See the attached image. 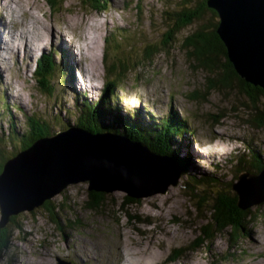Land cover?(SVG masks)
Segmentation results:
<instances>
[{
    "label": "rangeland",
    "instance_id": "374dc122",
    "mask_svg": "<svg viewBox=\"0 0 264 264\" xmlns=\"http://www.w3.org/2000/svg\"><path fill=\"white\" fill-rule=\"evenodd\" d=\"M180 2L108 0L107 9L99 12L98 8L91 12L87 9L89 2L86 0H66L57 6L48 0H0V50L3 52L11 48L15 51L21 46L25 56L33 50L26 64L21 48L18 54L11 50L2 55L0 53L2 81L11 93L16 91L20 94L13 93L18 97L11 102L26 112V115H22V109L7 114L0 105V127L4 129L0 132V149L9 152L13 146L8 144L10 140L20 144L18 134L26 135L27 113L40 111L38 106L42 114L47 111L46 116L42 117L50 121L51 127L53 124H65L66 120H72L73 115L78 116V112L71 110L72 99L61 95L63 87L59 77L56 80L54 76V84H58L61 90L57 96L61 99L60 103L58 99L52 100L54 94L51 92L41 93L36 89L35 80L31 78L36 58L57 45L55 42L58 40L68 44L77 61L82 58L79 67H82L83 74L98 78L95 81L99 86L95 84L93 88L104 85L108 62L112 64L130 52L132 61L142 56V66L138 62L134 63V68H129L128 76L122 79L121 90L117 91L123 103L127 104V109L137 107L141 101L153 104L152 111L159 117L167 115V111L172 108L181 117L187 116L189 129L194 130L187 140L189 146H185L192 158L190 169L206 174L213 171L216 165H221L215 175L233 181L238 173L234 163L246 152L245 142L256 144L264 153V127L249 122L255 118L252 117L254 110L251 101L236 84L225 91L210 89L209 76L216 71L207 74L197 65L193 66L194 58L184 43L197 27L184 26L174 31L165 18V11H173ZM13 3L22 10L20 7L16 11L10 10L14 8ZM16 17L19 21H28L29 17L27 30L18 27L16 22L12 27ZM121 26H124L123 29L117 32L129 39L114 44L117 47L108 45L104 50L108 30L115 32V27ZM122 31L127 33L123 34ZM17 33L20 36H16ZM167 35H171L172 44L170 48L160 49L161 41ZM84 39L86 45H83ZM154 45H157L158 51L150 59H145V50ZM40 47L43 48L38 51ZM81 47L83 54L80 52ZM105 53H108L107 61L104 59ZM3 56L5 64L2 63ZM5 66L7 72L3 75ZM81 72L68 74L81 81ZM118 72L116 70L113 76ZM71 83L75 85V82ZM137 87H141L138 92L135 91L139 90ZM1 90L7 94L6 88L0 83ZM194 90L200 92L202 97L193 101L189 95ZM2 100L5 98L0 94ZM64 106L69 108L70 118L64 113ZM140 109L142 115L149 114L144 112V108ZM59 110L60 116L57 113ZM56 118L58 124L54 122ZM16 130L20 133H16ZM243 173L237 174L236 183ZM236 183L233 185L235 193ZM88 186L90 184L87 181L70 184L64 192L51 198L56 214L43 204L33 211L18 213L17 221L23 229L14 232L12 245L5 249L0 264H58L59 258L75 263L84 261L83 264H264V201L247 207L246 213L232 210L242 217L241 222L246 229L233 233L232 228L228 227L210 247L188 251L176 261H168L173 248L189 247L192 243L199 218L194 202L182 190L181 180L177 186H170L166 194L146 198L130 197L139 202L127 211L121 208L125 195L121 190L106 193L109 195L107 205L92 211L87 204ZM258 213L260 215L256 216ZM130 215H140V218ZM231 241L236 244L234 247Z\"/></svg>",
    "mask_w": 264,
    "mask_h": 264
},
{
    "label": "trees",
    "instance_id": "16d2710c",
    "mask_svg": "<svg viewBox=\"0 0 264 264\" xmlns=\"http://www.w3.org/2000/svg\"><path fill=\"white\" fill-rule=\"evenodd\" d=\"M48 1L53 6L62 5L66 2V0L61 2L57 0ZM86 1L89 2L87 8L89 10L91 9V11L103 8L109 4L108 0ZM165 13H167L165 18L168 20L170 28L174 31L184 26L194 25L197 27L191 35L186 37L184 45L189 49L190 56L194 58L193 66L197 65L199 69L206 71L207 74L208 72L214 73L216 71L209 76L208 87L210 89L225 91L233 87V84H236L251 101V108L254 110L252 117L255 116L253 119L257 122L253 119L249 120V122H254L259 127H264V89L246 81L237 73L228 57L227 47L218 33L220 23L218 12L209 6L208 0H195V2H192V0H181L178 8L173 11H165ZM172 40L171 35H167V38L163 42L161 41L160 49L170 48ZM108 44L110 45L109 47H117L111 42ZM156 47L157 45H154L145 50V59H150L151 56H154L153 53L159 49ZM105 54L104 59L107 61L108 53ZM138 54L139 56L142 55V53ZM130 55L131 52L129 55L125 53L114 63H107L108 68L106 69L105 83L108 87L106 88H114L117 81L124 80L128 76L127 72L130 70L129 68H134V63L138 62L142 66V56L138 60L132 61L130 59L131 57H129ZM54 62L55 65L58 64L53 56L40 59L35 75L39 84L38 86L36 84V89L39 88L41 91H48L52 87L49 84L50 81H54L55 78L59 80L58 77H61V68L58 66L54 67ZM116 70L119 72L113 76ZM69 73L73 74L74 71ZM118 74L119 76L116 77ZM189 97L194 101L202 97V94L194 90L190 93ZM249 104L245 103V105ZM38 109L42 111L39 106ZM40 111L34 110L29 115L27 114L25 120V133L27 136L18 134V141L21 139L19 145L13 140H10L7 142L8 144H13L15 146L14 149L9 150V152L4 148L0 149V173L4 169L5 161L30 147L35 140L47 134H54L53 132L65 129L61 125L53 124V130L50 121L42 117V115L46 116L47 111H44V114ZM174 114H176V118L172 115L166 122L162 119L160 122L154 121L141 124L135 122L132 118L127 119L120 115L106 113L102 108L95 105L89 107V105L83 104L81 107V115L78 117L79 127L83 130L92 133L111 131L128 138L131 142L145 143L147 144L146 147L153 153L171 158L180 174L179 182L181 180L182 190H185L186 192L184 193L194 202L195 210L199 214V218L198 222H196V236L192 240V243L189 247L173 248L168 256V261H176L188 251H195L204 246L210 247L216 241L217 237L226 231L228 227L232 228L231 232L233 233L239 229H246L244 223L241 222L242 217L233 212L239 211L241 214L247 212L245 210L247 208L239 205L238 195L234 192L233 185L236 183L235 179L238 176L237 174L241 172H246L251 175L259 174L264 169V153L262 149L249 141L245 142L246 152L241 153L242 155L234 163L238 167V173L235 174L236 176L233 181L226 180L227 178L224 176L219 177L215 175V171H218V167L221 165H216L212 168L213 171H209L206 174L190 169L191 166L189 165L191 160L184 150L183 144L180 142L181 135L179 134L182 132L187 134L191 131L189 130L187 119L181 118L179 113L177 114L175 112ZM16 133L20 132L16 130ZM184 145L187 146V143L185 142ZM108 196V194L102 191L88 190L87 204L92 211H97L107 205ZM123 199L121 208H125L126 211L134 203L139 202V200L132 199L128 195H124ZM52 203V199H47L43 206L47 207L53 214H56L57 212ZM259 215L260 213L256 216ZM130 216L140 218V215ZM17 218V214L11 215L9 221L0 227V258L4 251H6L5 249L12 245L14 232L23 229L18 223ZM55 218L60 221L57 216ZM235 245L231 241V246L234 247ZM8 258L10 259L9 256ZM9 259L8 261L11 262L12 260Z\"/></svg>",
    "mask_w": 264,
    "mask_h": 264
},
{
    "label": "water",
    "instance_id": "95a60500",
    "mask_svg": "<svg viewBox=\"0 0 264 264\" xmlns=\"http://www.w3.org/2000/svg\"><path fill=\"white\" fill-rule=\"evenodd\" d=\"M220 16L218 33L237 73L264 89V0H208ZM62 134L33 142L7 160L0 173V227L11 215L31 211L87 181L89 190H121L129 197L166 194L179 184L169 157L113 132L92 133L74 126ZM235 186L239 205L264 201V169L243 173ZM64 264H69L63 262Z\"/></svg>",
    "mask_w": 264,
    "mask_h": 264
},
{
    "label": "bare ground",
    "instance_id": "6f19581e",
    "mask_svg": "<svg viewBox=\"0 0 264 264\" xmlns=\"http://www.w3.org/2000/svg\"><path fill=\"white\" fill-rule=\"evenodd\" d=\"M218 15H219V13H218ZM219 21H220V16H219ZM87 37L89 38V36H86V38H87ZM244 79H245V78H244ZM64 132H66L65 129H64V130H60V131H58V132H53V133H54V135H55V134H62V133H64ZM109 132H111V131H109ZM52 135H53V134H47L46 136L41 137V138H39V139H37V140H35V141H38V140H40V139L43 140V139L45 138L44 141L46 140L45 142L47 143V142H48L47 139L53 137ZM42 138H43V139H42ZM122 139L128 140V138H126V137H124V136H122ZM35 141H34V142H35ZM144 145L146 146L147 144L144 143ZM15 156H16V155H15ZM13 157H14V156H13ZM159 157H164V156H159ZM165 157H168V156H165ZM8 160H9V159H8ZM6 162H7V161H5V163H6ZM50 199H51V198H50ZM43 204H44V203H43Z\"/></svg>",
    "mask_w": 264,
    "mask_h": 264
}]
</instances>
